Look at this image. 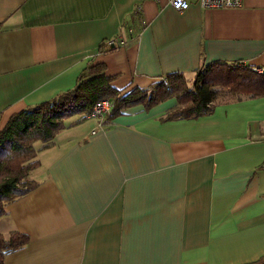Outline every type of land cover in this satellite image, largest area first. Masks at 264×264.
<instances>
[{"label": "crops", "instance_id": "0c3cea01", "mask_svg": "<svg viewBox=\"0 0 264 264\" xmlns=\"http://www.w3.org/2000/svg\"><path fill=\"white\" fill-rule=\"evenodd\" d=\"M98 48L101 50L98 51ZM264 68V0H0V129L99 64L121 95L209 63ZM113 107V106H112ZM175 98L64 122L0 217L3 264H252L264 255V97L168 119Z\"/></svg>", "mask_w": 264, "mask_h": 264}, {"label": "trees", "instance_id": "16d2710c", "mask_svg": "<svg viewBox=\"0 0 264 264\" xmlns=\"http://www.w3.org/2000/svg\"><path fill=\"white\" fill-rule=\"evenodd\" d=\"M112 80L105 75L102 65L88 64L79 73L72 89L13 115L0 129V217L5 214L7 205L38 186L29 179L39 164L34 144L39 142L42 148L49 147L64 128L66 119L75 115L83 119L97 101H111L110 114L118 115L132 105L148 108L175 98L177 107L167 118L195 119L209 114L221 98L264 97V73L257 74L235 63L204 65L195 71L191 81L184 75H168L149 89H135L126 95L112 87ZM26 241L25 236L15 232L7 238L0 234V264L6 254ZM252 264H264V255Z\"/></svg>", "mask_w": 264, "mask_h": 264}, {"label": "built area", "instance_id": "2783aa9c", "mask_svg": "<svg viewBox=\"0 0 264 264\" xmlns=\"http://www.w3.org/2000/svg\"><path fill=\"white\" fill-rule=\"evenodd\" d=\"M240 1L241 0H200V3L204 8H229L237 7ZM169 4L176 11H184L189 7V0H169ZM237 66L243 65L238 63ZM251 70L257 74L264 73V68L261 67L252 68ZM111 109V101L103 99L97 101L93 105L91 112L86 117L95 119L101 124L105 116L110 113Z\"/></svg>", "mask_w": 264, "mask_h": 264}, {"label": "rangeland", "instance_id": "374dc122", "mask_svg": "<svg viewBox=\"0 0 264 264\" xmlns=\"http://www.w3.org/2000/svg\"><path fill=\"white\" fill-rule=\"evenodd\" d=\"M224 100H226V99H224V98L218 99V101H224Z\"/></svg>", "mask_w": 264, "mask_h": 264}]
</instances>
